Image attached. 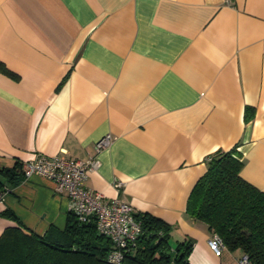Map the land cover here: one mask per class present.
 Here are the masks:
<instances>
[{
    "label": "crops",
    "instance_id": "obj_1",
    "mask_svg": "<svg viewBox=\"0 0 264 264\" xmlns=\"http://www.w3.org/2000/svg\"><path fill=\"white\" fill-rule=\"evenodd\" d=\"M0 65V169L95 156L86 188L168 224L172 249L191 240L188 264L238 263L186 205L207 157L233 148L264 192V0H0ZM2 182L0 234L6 209L39 236L64 230L50 179Z\"/></svg>",
    "mask_w": 264,
    "mask_h": 264
},
{
    "label": "trees",
    "instance_id": "obj_2",
    "mask_svg": "<svg viewBox=\"0 0 264 264\" xmlns=\"http://www.w3.org/2000/svg\"><path fill=\"white\" fill-rule=\"evenodd\" d=\"M252 117V109H247L246 118ZM206 162V172L188 197L186 213L205 223L227 249H240L250 264H264V192L241 177L243 162L235 148L217 151ZM18 165L21 169L18 163L0 169V193L5 189L2 177L12 180ZM1 216L16 225L0 234V264H114L107 259L112 249L109 240L97 233L93 221L79 222L71 211L64 230L50 226L42 236L28 231L9 209ZM134 217L141 233L120 264H188L191 240L172 249L168 224L145 213Z\"/></svg>",
    "mask_w": 264,
    "mask_h": 264
},
{
    "label": "built area",
    "instance_id": "obj_3",
    "mask_svg": "<svg viewBox=\"0 0 264 264\" xmlns=\"http://www.w3.org/2000/svg\"><path fill=\"white\" fill-rule=\"evenodd\" d=\"M110 141L109 135L101 138L94 146L95 152L108 146ZM97 165L95 156L81 161L37 155L34 159L21 163V172L25 179L34 174L50 179L55 193L67 196L69 211L76 215L77 220L82 223L93 221L97 233L109 240L112 249L108 254V261L120 264L123 253L134 245L142 228L128 203L119 198L109 199L101 192L86 188L88 174ZM208 245L216 256H220L225 248L222 240L215 234L208 240ZM237 264L250 262L243 254Z\"/></svg>",
    "mask_w": 264,
    "mask_h": 264
}]
</instances>
